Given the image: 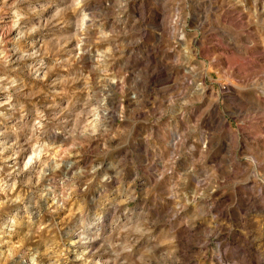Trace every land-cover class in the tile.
<instances>
[{
  "label": "clouds",
  "instance_id": "obj_1",
  "mask_svg": "<svg viewBox=\"0 0 264 264\" xmlns=\"http://www.w3.org/2000/svg\"><path fill=\"white\" fill-rule=\"evenodd\" d=\"M0 264H264V0H0Z\"/></svg>",
  "mask_w": 264,
  "mask_h": 264
}]
</instances>
